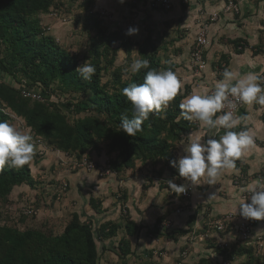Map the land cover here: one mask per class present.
I'll list each match as a JSON object with an SVG mask.
<instances>
[{"label":"trees","instance_id":"1","mask_svg":"<svg viewBox=\"0 0 264 264\" xmlns=\"http://www.w3.org/2000/svg\"><path fill=\"white\" fill-rule=\"evenodd\" d=\"M94 1L85 0V3L90 5ZM53 5L58 6L56 0H0V74L7 73L15 80L13 84L0 82V120L11 121V116L1 108L4 103L24 117L31 135L41 136L48 145L75 155L77 160H81L90 148L99 147L106 141L109 152H117L110 161L111 169L117 175L133 171L138 160L144 165L164 160L170 170L177 173L170 164L177 159L176 145L198 128L197 120H186L178 107L182 97L190 93V86H186L166 109L150 113L142 131L128 136L120 129V117L127 114L129 119L132 118V104L121 95V90L129 83H142L148 69H141L123 80L121 69L115 68L110 79L106 82L102 79L114 65L120 49L127 54L131 52L130 36L120 30L108 31L99 18L92 16L91 27L97 32L90 36V50L85 60L96 70L92 79L85 81L75 71L82 60L61 47L56 36L47 34L35 16L50 11ZM140 51L142 59L149 60L151 68L175 71L177 65L174 62L165 65L158 46L151 40ZM25 88L37 92L40 89L43 99L25 97L22 93ZM74 93L80 96L78 103L87 114L70 124L68 113L53 97ZM35 182L29 163L21 168L6 165L0 171V205L9 203L15 186L34 187ZM90 204L100 211L101 205L93 197ZM123 215L124 221L108 220L97 225L93 219H83L80 213L73 212L59 235L38 228L21 229L1 216L0 264H100L106 245L99 243L118 236L122 229L124 234L119 239L116 253L125 259L132 253L129 237L134 236L138 227L128 220V213ZM213 247L218 255L230 256L228 249L221 247L219 242ZM236 252L255 257L254 247L248 243H239ZM208 261L203 260L205 264ZM248 263L253 264L251 260Z\"/></svg>","mask_w":264,"mask_h":264},{"label":"crops","instance_id":"2","mask_svg":"<svg viewBox=\"0 0 264 264\" xmlns=\"http://www.w3.org/2000/svg\"><path fill=\"white\" fill-rule=\"evenodd\" d=\"M225 2L226 0H206L205 2L190 0L189 3L184 4L182 0H173L174 6L170 11L154 9L147 5L134 6L137 10H142L143 19L166 21L163 23L164 26L172 25L176 20L181 23V29L184 31H179V35L171 38V42L176 45L177 51L170 62L177 65L175 72L177 75L183 76L182 81H184L185 88L190 86L189 94L214 87L215 83L222 79V72L226 68L235 72L252 71L260 76L262 73L264 74V2L260 0H237L240 13L235 15L236 17L230 13H221L220 18L212 24L210 30L211 43L205 51L208 67L202 74L194 75L190 65L192 48L190 35L197 28L193 20L196 16L195 10H198L201 5L206 6L208 10H220ZM194 5L197 7L196 9H193ZM186 10L190 15L188 17H186ZM193 41L194 39L192 43ZM166 42L164 41V44ZM240 116L246 117L243 126L250 129L253 134V146L236 161L235 169L223 170L214 184H208L206 177L201 178L196 184L188 205L185 204L186 202L180 195L170 192L168 179H173L175 182L183 179V177L172 172L164 160L159 161H164L165 164L162 166H157L159 162H149L146 165L142 164V171H140L139 164H137L133 171L128 170L117 176L102 177L98 175L95 177L89 175L86 177L81 173L83 171L74 173L67 179L69 183L72 181V186L70 185L71 193L68 194L67 192L69 197L66 198H72L74 203L84 201L83 213L75 212L80 213L83 219L90 218L95 222H97L96 216L100 217L102 213H104L105 218L100 223L116 220L121 211L122 215L128 213V220L135 222L138 227L134 236L129 237L132 244L131 254L134 255L135 251L133 243L134 245L139 244L142 239V264H153L150 261V256H154L153 252L158 253V251L165 257L164 261L170 264H175L176 261L177 264H183L189 258L197 257L196 251L199 249L213 254L216 247H213L214 239L212 237L216 238L217 243L221 240H227L234 245L237 242L234 241L233 233L230 232L219 234L215 231H209L208 239L205 241L200 240L198 234L207 232L208 226L206 224L210 218H219L227 213L237 215L238 201L236 197H241L239 188L233 184L234 178L243 171L250 175L252 181L254 174L264 164V106L244 105L240 111ZM197 122L198 128L189 135L193 137L204 136L207 129L201 122ZM189 135L177 143L176 158L183 155L182 144ZM54 177L56 178L57 175L54 174ZM119 179H124V185L120 189ZM92 197L97 200V204L101 205L100 211H97L90 204ZM124 205H127L126 209H124ZM178 208H181L182 212L178 213ZM123 216L118 218V221L122 219L124 221ZM167 220H171L172 227L165 225ZM262 230H264V226L257 228L259 232ZM190 237L194 239L190 240ZM105 241L107 240L102 242ZM186 245L189 247L188 250L190 249L188 253L190 256H180L179 252L187 247ZM108 250L109 252L114 250L117 255L118 250L111 249V244L106 245L105 251ZM215 259L216 263L219 264V258L215 256ZM203 260L209 259L202 257L201 261Z\"/></svg>","mask_w":264,"mask_h":264},{"label":"rangeland","instance_id":"3","mask_svg":"<svg viewBox=\"0 0 264 264\" xmlns=\"http://www.w3.org/2000/svg\"><path fill=\"white\" fill-rule=\"evenodd\" d=\"M202 1L205 2L206 0ZM56 4H58V6L53 5L50 8V11L43 13L39 12L38 14H35V16L39 18L40 25L43 29L45 28L47 34L56 36L57 43L65 50H68L71 54H74L80 58V60H82L81 63L85 61L90 50V36L96 34L97 32L96 28L91 27L93 26L92 16L99 18L102 21L103 28L107 29L108 31L120 30L122 32L124 31L126 35V31L129 27L139 28L138 34L130 36L132 40L131 52L127 54L123 49L119 50L116 61L114 65L111 66L107 71L108 73H105V76L102 79L103 82H106L111 78V74L115 68L121 69L123 80L130 78L132 75L130 65L135 59H142L140 49L143 45L147 44L148 40H151L154 44H156V46H158L162 62L165 65H169V63H172L170 62V59L174 57L175 52L177 51L176 45L172 44L173 42H171V38L172 36L176 37L179 35V31H184L181 29V23L178 20L174 21L172 25L164 26L163 23L166 21H160L157 19L147 20V18L143 19L142 10H137L126 0H124L123 3H120V0H95L94 4L90 5L86 4L85 0H56ZM196 8L197 7L194 5L193 9ZM101 10L106 11L109 13V15H102ZM195 11L196 16L193 18L194 21H196L198 18V10L196 9ZM185 13L187 14L186 17H188L189 13L187 10ZM195 25L197 27V23H195ZM49 26L52 28L48 29ZM172 31H174V33H172ZM191 33H193L190 35V43L192 44V40L195 39L197 34V28ZM164 41H167L166 44H164ZM118 45L119 44L117 43L116 46ZM175 74L177 75L176 72ZM182 77L177 75V78L181 83L179 94H181L185 88ZM2 81L11 84L15 83L14 77L7 73H5L3 76L0 74V82ZM38 91L40 92V89H38ZM53 100L57 101V103H59V105L66 111V113H68L70 124L73 123L75 118L83 117L85 114H87V112L83 109V105L78 103L80 100V96L78 94H56L54 95ZM69 102L72 104L69 105ZM4 105V103L1 105L2 110L5 108ZM7 108L9 113L13 114L15 117L14 121L13 118H11V123L16 124L18 127H22L24 130L30 129L29 127L27 128L26 120L23 116L16 114L11 108ZM188 135H185L183 139H186ZM32 136L34 155L29 164L31 166V171L36 184L34 187H31L27 184L15 186L12 193L10 194L9 203L0 205V217L3 216L6 218L4 220L16 223V225H18V227L21 229H26L28 227L38 228L51 231L54 235H59L63 232L65 225L71 220L73 212L80 211L83 213L82 205H85L83 204L84 201H76L74 203L72 198H66L68 194L71 193V188L69 189L67 195L63 194L62 198H57L56 194L60 191V180H67L74 173L81 171H83L81 173L86 177L89 175L96 177L99 175V172H91L86 170L84 167L79 165L80 163L77 162L75 155L69 154L68 152H64L62 150L59 151L58 149L59 152L65 153L68 156V158L63 157L65 163L62 164L63 159L58 155L57 150L54 149L53 146L48 145L41 136ZM38 140L42 141V145L38 143ZM46 149H48V151H46ZM51 156H53V158H51ZM116 156L117 152H109L108 143L103 141L99 144V147H93L86 151L82 157V160L83 158L88 160L92 159L101 164V167L103 168H105V165H109L111 168L110 161ZM137 164H139V170L142 171V164L144 163L138 160ZM163 164H165L164 161L159 162L157 166H162ZM103 168H101L100 171L103 170ZM107 170L108 167L105 168V172L102 177L117 176V174L112 169V172H106ZM127 173L130 175L129 172ZM54 174L57 175L56 178L54 177ZM70 183L72 186V181ZM25 206L32 207L37 210L36 214H25L23 212ZM122 216L123 215L121 211V214L117 217L120 219ZM96 218L97 222L95 223L98 225L100 224L101 220L105 218L104 213H102L100 217L96 216ZM118 218L116 220H118ZM123 233L124 231L122 229L118 236L105 242L101 241L99 243L100 246L104 243H106V245L111 244V249L118 250L119 238L121 235H123ZM201 234L203 233L198 234V236ZM189 239L192 240L194 238L190 237ZM206 239H208V237H205L203 240L205 241ZM212 239H214L213 244H217L216 238L212 237ZM248 244H251V246L254 247V259L249 256H242L236 252L239 245L236 243L232 245L231 250L228 252L230 254L228 258L232 260V264H251L248 263L249 260H251L253 264H264V251L256 250V245L253 240H251ZM186 246L187 247H184L179 252L180 256H190V254H188L190 249L188 250L189 247L188 245ZM133 247H135L134 255L131 254L125 259L117 256L114 250L111 252H109V250H102L100 264H142V239L140 240L139 244L134 245L133 243ZM184 251H187V255H184ZM196 252V254H198L197 257L189 258V260L183 264H205V262L201 261L202 257L208 258L210 260L207 262V264H217L215 256L219 258V264H221V260L223 259L221 256L216 255V252L210 254L206 253V251H203V249H199ZM153 255L154 256H150V261L153 264H170L169 262L164 261L165 257L160 251H158V253L153 252ZM175 264H177V261Z\"/></svg>","mask_w":264,"mask_h":264},{"label":"clouds","instance_id":"4","mask_svg":"<svg viewBox=\"0 0 264 264\" xmlns=\"http://www.w3.org/2000/svg\"><path fill=\"white\" fill-rule=\"evenodd\" d=\"M138 32V27H129L126 35ZM130 68L132 73L148 69L142 83L132 82L121 90V95L132 104V118L122 114L120 129L133 137L142 131L150 113L160 112L169 106L179 94L181 83L174 71L151 68L148 59H135ZM95 70V66L86 60L75 68L85 81L92 79ZM262 80L264 77L255 72H235L226 68L222 79L211 90L205 88L182 97L178 105L181 115L188 121L201 122L207 133L204 136L189 135L182 144L183 155L170 161L180 177L193 184L206 177L208 184H214L223 170L235 169L236 161L253 146L254 137L250 129L243 126L246 117L225 109H235L237 103L264 106ZM33 155L30 130H24L9 120H0V171L6 165L21 168L32 160ZM168 185L177 194L188 190L185 184H177L173 179H168ZM239 191L247 193V198L236 197L237 213L245 219H264V181L255 180Z\"/></svg>","mask_w":264,"mask_h":264},{"label":"built area","instance_id":"5","mask_svg":"<svg viewBox=\"0 0 264 264\" xmlns=\"http://www.w3.org/2000/svg\"><path fill=\"white\" fill-rule=\"evenodd\" d=\"M128 3L132 4L133 6H151L154 9H159L163 11H170L173 9V0H126ZM185 4L189 3L190 0H182ZM102 15H109L104 10H101ZM221 13H230L233 15H237L240 13V7L239 3L237 0H226L225 5L223 8L220 10H208V8L205 6H200L198 8V18L195 21L197 23V34L195 36V39L192 43V48H191V69L194 73V75L198 76L202 74L203 71L206 70L208 67V61L205 57V51L206 48L210 45L211 40H210V30L211 26L214 22H216L219 18ZM107 17V16H106ZM52 27L49 26L48 29H51ZM59 40V39H58ZM261 77H264V74L262 73ZM261 83H264V80L261 81ZM213 87H210V90ZM23 95L28 98H33L36 100H42V94H40L37 91H29L26 88L22 91ZM231 99V98H230ZM244 104L237 103V107L235 109H228L226 108L225 110H231L234 112V114L240 116V111L243 108ZM3 108L4 112L8 115L11 116V118H15L13 114L9 113L8 108L4 106ZM198 123V122H197ZM38 143L42 145V141L38 140ZM58 152V155L62 157V164L65 163L64 158H68L67 154L59 152L58 149H56ZM48 151V149H46ZM44 152V151H43ZM65 155V156H64ZM64 157V158H63ZM79 165L81 167H84L88 171H97L99 172L100 176H103L105 172V168L108 167V170L106 172H112L111 168L109 165H105V168L101 167V164L98 162L92 160V159H84L83 160H77ZM103 168V170L100 171V169ZM261 180L264 181V164L261 166V168L254 174L253 180ZM250 175L241 171L239 174L234 178L233 184L241 189L245 187L247 184L252 183ZM168 183V181H167ZM177 184H185L188 190L185 193L177 194L173 192L172 189H170V192L172 194L180 195L184 201L186 202L185 204H189V200L192 197V194L194 193V190L196 188V184H193L189 181H185V179H181L178 181H175ZM118 185L123 187L124 185V179H119L118 180ZM70 183L68 180L62 179L60 180L59 183V189L60 191L58 192L57 198H62L63 194H67L69 191ZM240 197L241 199H246L247 198V193H241L240 192ZM249 202V201H245ZM127 208V205H124V209ZM36 211L32 207L25 206L23 209V212L25 214H36ZM177 212L180 213L182 212L181 208L177 209ZM165 225L167 227H172L173 223L171 220H167L165 222ZM207 227V232L201 234L199 238L201 240L205 239L209 235V231H215L219 234L222 233H233V238L234 241L237 243H249L251 240L255 242L256 245V250L258 251H264V230L262 231H257V228L263 227L264 226V219L262 220H252V219H245L241 217L238 213L237 215L233 213H227L226 215L219 217V218H210L206 224ZM193 240V239H192ZM219 245L223 248L228 249V251L231 250L232 243H230L227 240H221L219 241ZM184 255H187V251H184ZM221 256V255H220ZM223 259L221 260V264H232V260L228 258L224 254V256H221Z\"/></svg>","mask_w":264,"mask_h":264}]
</instances>
